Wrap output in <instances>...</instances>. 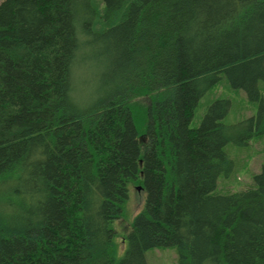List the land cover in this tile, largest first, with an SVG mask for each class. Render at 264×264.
Masks as SVG:
<instances>
[{"label":"trees","instance_id":"obj_1","mask_svg":"<svg viewBox=\"0 0 264 264\" xmlns=\"http://www.w3.org/2000/svg\"><path fill=\"white\" fill-rule=\"evenodd\" d=\"M223 75L257 113L226 125L218 98L190 127ZM261 81L264 0H3L0 264H148L171 246L177 264H264V165L217 192L226 146L264 135Z\"/></svg>","mask_w":264,"mask_h":264},{"label":"rangeland","instance_id":"obj_2","mask_svg":"<svg viewBox=\"0 0 264 264\" xmlns=\"http://www.w3.org/2000/svg\"><path fill=\"white\" fill-rule=\"evenodd\" d=\"M2 1L0 0V3ZM78 77L80 80L85 79L83 81L85 86L89 84L94 86L96 83V76L91 75V71L80 72ZM260 89L264 99V81H261ZM218 98H228L231 101L230 111L222 120V123L226 125L235 124L256 114L259 108V102L250 101L244 90L233 88L223 75L220 83L215 85L201 99L190 127L196 128L201 125L208 106ZM138 128L140 133L145 131L144 126L140 123H138ZM225 150L228 157L233 161L234 167L229 175L222 174L220 176L217 192H237L252 184L253 174L259 173L264 165V135L252 138L246 146H237L230 143ZM138 187L140 186L131 189L123 217L115 221L113 225L116 230L114 242L118 259L125 254L128 248V234L132 229L134 219L144 207L147 193L141 188L139 190ZM145 256L148 264H177V251L174 246L147 250Z\"/></svg>","mask_w":264,"mask_h":264},{"label":"water","instance_id":"obj_3","mask_svg":"<svg viewBox=\"0 0 264 264\" xmlns=\"http://www.w3.org/2000/svg\"><path fill=\"white\" fill-rule=\"evenodd\" d=\"M141 187H138V189L140 190Z\"/></svg>","mask_w":264,"mask_h":264}]
</instances>
